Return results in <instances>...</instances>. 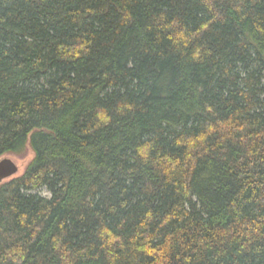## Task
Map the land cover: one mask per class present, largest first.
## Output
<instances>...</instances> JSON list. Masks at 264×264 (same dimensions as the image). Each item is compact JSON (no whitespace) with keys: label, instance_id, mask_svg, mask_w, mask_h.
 Segmentation results:
<instances>
[{"label":"trees","instance_id":"16d2710c","mask_svg":"<svg viewBox=\"0 0 264 264\" xmlns=\"http://www.w3.org/2000/svg\"><path fill=\"white\" fill-rule=\"evenodd\" d=\"M27 147L0 264H264V0H0Z\"/></svg>","mask_w":264,"mask_h":264},{"label":"water","instance_id":"95a60500","mask_svg":"<svg viewBox=\"0 0 264 264\" xmlns=\"http://www.w3.org/2000/svg\"><path fill=\"white\" fill-rule=\"evenodd\" d=\"M17 171L18 166L10 158L0 159V183L14 177Z\"/></svg>","mask_w":264,"mask_h":264},{"label":"rangeland","instance_id":"374dc122","mask_svg":"<svg viewBox=\"0 0 264 264\" xmlns=\"http://www.w3.org/2000/svg\"><path fill=\"white\" fill-rule=\"evenodd\" d=\"M32 151L29 147H27V151L25 154H20V155H16V154H4L1 158H10L17 166H18V171L17 173H15L16 175L21 174L24 171V168L26 166V164L28 163V161L32 158ZM14 176V175H13ZM45 194V193H44Z\"/></svg>","mask_w":264,"mask_h":264}]
</instances>
